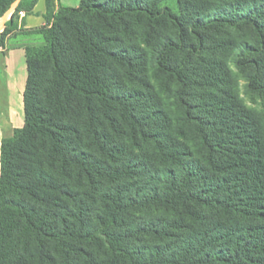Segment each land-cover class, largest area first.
Here are the masks:
<instances>
[{"label": "trees", "instance_id": "1", "mask_svg": "<svg viewBox=\"0 0 264 264\" xmlns=\"http://www.w3.org/2000/svg\"><path fill=\"white\" fill-rule=\"evenodd\" d=\"M16 1L0 0V20ZM179 1L49 7L46 57L26 55L24 124L0 145V264H264V111L201 55L206 33L246 30L234 65L264 97V0L190 23L169 7ZM36 3L20 0L1 48ZM124 22L173 26L153 61L175 83L169 105L113 89L110 64L143 66L109 47Z\"/></svg>", "mask_w": 264, "mask_h": 264}, {"label": "rangeland", "instance_id": "2", "mask_svg": "<svg viewBox=\"0 0 264 264\" xmlns=\"http://www.w3.org/2000/svg\"><path fill=\"white\" fill-rule=\"evenodd\" d=\"M254 1L255 0H181L179 2L170 3L169 7L172 8L173 12L176 15H179L181 19H184L185 22L190 23L191 19L196 16L207 17L214 14H222L231 5H239L240 10L246 9V7L253 4ZM196 6L199 8H194ZM50 11L53 17H56L59 12V10L56 12H53L52 10ZM124 24L125 25L123 26H116L118 32L111 35L112 44H110L109 47L114 51L129 50V53H131L130 60H134V65L138 64L136 59L141 58L143 61V66L141 72H138L136 69L129 70L130 68L128 65L120 66L116 64H110L108 66V76L111 75L113 77L110 78L112 80L111 82L113 89L116 90L117 88L118 91L128 90L131 93L135 91L143 92L158 103H166L169 105V102L172 103L170 98L175 90V83L165 75L157 73L154 69L153 61L157 51L165 41L175 40V30L173 26L169 22H165L154 28L135 26L126 22H124ZM46 27H49V22H47L45 28ZM205 35L207 38L205 45L208 48V53L203 52L201 55L208 57L205 59H212V54L216 53V59L225 63L229 71L232 73L230 85L236 87V93L243 103L256 112L264 111V97H252L249 94L246 88L244 73L238 71L234 65L235 56L239 52L238 47L244 43L251 42L249 33L246 30L236 31L232 29H221L216 32H208ZM44 48L45 46L40 48L39 51H44ZM218 48H221V50L219 51ZM45 55L46 53L44 51V56ZM180 57L181 55L177 54L173 59L179 60ZM23 69L24 63H22V61L19 59L15 60L13 62V69L10 71L11 79L9 80L8 84H6L7 86L5 88L4 86L0 87V97L3 93L4 102H8L10 108L16 107V90L20 84L19 82L21 78L24 76ZM201 91L204 92V90L199 89L196 90L195 93L200 94ZM1 101L2 100H0V109L7 110L5 107H3ZM22 108L23 101L21 102V110H12V117L10 121L13 128H21L24 124ZM7 112L8 111L3 112V115L7 116ZM173 113L177 114L178 111L173 110ZM123 139H125V137H123ZM189 139L190 140H188L187 144L193 148L191 145L194 144V139L192 137ZM125 145L126 149H133L129 144H127V142Z\"/></svg>", "mask_w": 264, "mask_h": 264}, {"label": "crops", "instance_id": "3", "mask_svg": "<svg viewBox=\"0 0 264 264\" xmlns=\"http://www.w3.org/2000/svg\"><path fill=\"white\" fill-rule=\"evenodd\" d=\"M80 4V0H37L32 12L25 11L23 16L19 17V30L13 34L6 41L5 47H0V87L7 86L11 79L10 71L13 69V62L20 60L24 63V76L20 80V84L16 90L15 105L16 107H9L8 102H4L3 93L0 97L1 104L7 110L0 109V145L1 140L10 137L14 129L11 125L12 110H21L22 95L25 88L27 71H26V55L29 53H37L38 50L46 46L43 35L39 32L47 25V13L50 10L56 12L60 7L76 8ZM11 14L8 15L4 24L10 19ZM0 31L2 32V19L0 20ZM22 71V69H21ZM20 78V77H19ZM6 105V106H4ZM23 109V108H22ZM5 111L7 116L3 115Z\"/></svg>", "mask_w": 264, "mask_h": 264}, {"label": "water", "instance_id": "4", "mask_svg": "<svg viewBox=\"0 0 264 264\" xmlns=\"http://www.w3.org/2000/svg\"><path fill=\"white\" fill-rule=\"evenodd\" d=\"M19 2H20V0H17V1L13 4L12 8L10 9L11 11H9L6 15H4V17L2 18V26L4 25V20H5V18H6L8 15H10V14L13 13V11L15 10V8L17 7V5H18Z\"/></svg>", "mask_w": 264, "mask_h": 264}, {"label": "built area", "instance_id": "5", "mask_svg": "<svg viewBox=\"0 0 264 264\" xmlns=\"http://www.w3.org/2000/svg\"><path fill=\"white\" fill-rule=\"evenodd\" d=\"M23 14H24V12L21 11V12L18 13V16L21 17V16H23Z\"/></svg>", "mask_w": 264, "mask_h": 264}]
</instances>
